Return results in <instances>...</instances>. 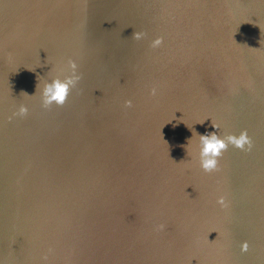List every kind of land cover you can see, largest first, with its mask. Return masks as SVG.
<instances>
[{
	"label": "water",
	"instance_id": "water-1",
	"mask_svg": "<svg viewBox=\"0 0 264 264\" xmlns=\"http://www.w3.org/2000/svg\"><path fill=\"white\" fill-rule=\"evenodd\" d=\"M0 264H264V0H0Z\"/></svg>",
	"mask_w": 264,
	"mask_h": 264
},
{
	"label": "clouds",
	"instance_id": "clouds-1",
	"mask_svg": "<svg viewBox=\"0 0 264 264\" xmlns=\"http://www.w3.org/2000/svg\"><path fill=\"white\" fill-rule=\"evenodd\" d=\"M142 33H135L134 36L136 39H140L142 37ZM162 44V38L158 37L154 41H152L151 46L153 48L158 47ZM69 68L71 69V75L65 76L63 80L59 78H55L51 81V83L46 84L42 91L43 97V106L48 107L53 102L57 105H63L65 102L69 89L74 87L77 81L80 79V76L76 74L77 65L74 61H69ZM152 94H156V89H152ZM126 106H131V101H126ZM28 109L25 106H21L19 108L18 113L15 115H19L21 117L27 115ZM216 128V126H213ZM200 167L205 172H212L217 169L218 165V157L222 155V152L227 149L228 144H232L235 147L244 150L245 145H247L248 150H251L252 142L248 137L246 131H242L239 136L228 135L224 138L218 137L217 133H207L205 135L200 136ZM217 203L221 206L226 207V201L224 197H219ZM163 228V225L160 226ZM242 250H247V244L242 246ZM52 249H49L51 252ZM47 255L43 257V259L47 260Z\"/></svg>",
	"mask_w": 264,
	"mask_h": 264
}]
</instances>
